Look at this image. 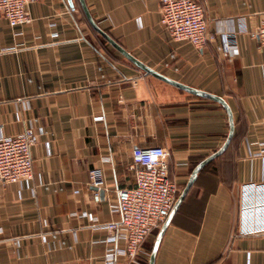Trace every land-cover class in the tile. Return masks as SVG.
<instances>
[{
    "label": "crops",
    "instance_id": "0c3cea01",
    "mask_svg": "<svg viewBox=\"0 0 264 264\" xmlns=\"http://www.w3.org/2000/svg\"><path fill=\"white\" fill-rule=\"evenodd\" d=\"M196 1L212 37L205 48L173 40L161 0H85L136 60L223 99L232 113L227 150L199 172L154 264H264V233L238 234L243 188L264 183V46L253 34L264 0ZM28 11L33 21L16 28L0 15V136L40 134L33 179L0 183V264H150L158 234L138 263L109 257L125 247L109 241L106 226L120 221L117 191L136 184L133 151L165 148L170 178L186 188L225 145L229 113L146 74L89 26L80 0H40ZM239 18L249 31L237 34L239 54L227 60L219 47ZM95 168L106 182L100 198Z\"/></svg>",
    "mask_w": 264,
    "mask_h": 264
},
{
    "label": "built area",
    "instance_id": "2783aa9c",
    "mask_svg": "<svg viewBox=\"0 0 264 264\" xmlns=\"http://www.w3.org/2000/svg\"><path fill=\"white\" fill-rule=\"evenodd\" d=\"M36 1L40 0H0V15L12 28L30 24L33 20L28 7ZM161 16V23L174 41L187 42L195 48H205L212 42L204 9L196 0H161ZM233 24L237 29L226 33L219 47L227 60L239 54L237 34L249 31L244 18ZM253 34L264 46V22ZM39 138L40 134L33 128L14 137L0 136V183L21 184L33 179L32 150ZM169 156L165 148L158 146L133 151L136 184L117 191L118 202L112 206V211L120 216V221L106 226L112 232L109 241L125 244L123 249L109 255L111 260L118 255L138 263L146 240L170 216L178 198V184L170 178ZM90 185L96 189L95 197L100 198L106 186L103 169L95 168L90 172ZM240 210L243 219L238 234L264 233V183H252L243 188Z\"/></svg>",
    "mask_w": 264,
    "mask_h": 264
},
{
    "label": "water",
    "instance_id": "95a60500",
    "mask_svg": "<svg viewBox=\"0 0 264 264\" xmlns=\"http://www.w3.org/2000/svg\"><path fill=\"white\" fill-rule=\"evenodd\" d=\"M81 1V4H82V7H83V10L85 12V15L90 23V25L92 26V28L98 32L100 35H102L106 40L107 42L113 46L116 50H118L122 55H124L127 59H129L131 62H133L136 66H138L140 69H142L144 72H146V74H149L161 81H164L170 85H173V86H176L184 91H187L191 94H194V95H197V96H200V97H203V98H207V99H210V100H213L215 102H218L220 103L221 105H223L226 110L228 111L229 113V116H230V135L225 143V145L223 146V148L218 151L217 153H215L214 155H212L211 157H209L208 159L204 160L203 162H201L196 168L195 170L193 171L192 175H191V178L186 186V188L184 189V191L182 192V194L180 195V197L177 199L176 201V204L170 214V216L168 217V219L166 220V222L162 225V227L160 228L159 232H158V235H157V238H156V242L154 244V248H153V251H152V254H151V260H150V264H154L155 263V258H156V254H157V251H158V248H159V245H160V242L169 226V224L171 223L172 219L174 218L175 214L177 213V211L179 210L180 206L182 205L183 201L185 200L187 194L189 193L191 187L193 186L199 172L206 166L208 165L210 162H212L214 159L218 158L219 156H221L228 148L232 138H233V134H234V123H233V117H232V113L229 109V106L227 105V103L217 97V96H213V95H210V94H207V93H204V92H200L196 89H193V88H190L188 86H185L181 83H178L174 80H171L170 78L166 77L165 75L149 68L148 66L142 64L141 62H139L138 60H136L131 54H129L121 45H119L108 33H106L105 31H103L99 25L95 22V20L93 19L87 5H86V2L85 0H80ZM101 196L104 195V191L101 190Z\"/></svg>",
    "mask_w": 264,
    "mask_h": 264
},
{
    "label": "rangeland",
    "instance_id": "374dc122",
    "mask_svg": "<svg viewBox=\"0 0 264 264\" xmlns=\"http://www.w3.org/2000/svg\"><path fill=\"white\" fill-rule=\"evenodd\" d=\"M185 189L184 186H181V185H178V196H180L183 192V190ZM158 231L159 230H156L154 233H153V237H155L157 234H158Z\"/></svg>",
    "mask_w": 264,
    "mask_h": 264
},
{
    "label": "trees",
    "instance_id": "16d2710c",
    "mask_svg": "<svg viewBox=\"0 0 264 264\" xmlns=\"http://www.w3.org/2000/svg\"><path fill=\"white\" fill-rule=\"evenodd\" d=\"M87 23L89 24V26L92 28V26L90 25V23L88 22V20H87ZM106 32V31H105ZM107 33V32H106ZM97 34L98 35H100L98 32H97ZM101 36V38L104 40V41H106V39L102 36V35H100ZM196 167V166H195ZM178 199V198H177Z\"/></svg>",
    "mask_w": 264,
    "mask_h": 264
}]
</instances>
